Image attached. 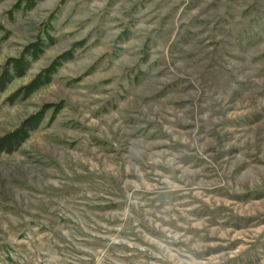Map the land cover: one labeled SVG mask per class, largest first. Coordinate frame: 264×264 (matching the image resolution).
<instances>
[{"label": "rangeland", "instance_id": "rangeland-1", "mask_svg": "<svg viewBox=\"0 0 264 264\" xmlns=\"http://www.w3.org/2000/svg\"><path fill=\"white\" fill-rule=\"evenodd\" d=\"M11 59L0 264H264V0H0Z\"/></svg>", "mask_w": 264, "mask_h": 264}, {"label": "trees", "instance_id": "trees-1", "mask_svg": "<svg viewBox=\"0 0 264 264\" xmlns=\"http://www.w3.org/2000/svg\"><path fill=\"white\" fill-rule=\"evenodd\" d=\"M30 51L32 52L33 48L30 49ZM15 66H16L15 65V60H12V59H11V61H9V62L4 64L2 72L0 73V90H1L2 87H4V84H5L6 80H7V78L9 77L8 76L9 72H11L12 74H16L20 70V68L15 67ZM51 72H47L45 74L44 70L41 71L40 72V76L38 77V80H37V84L40 85L43 80H46L50 76ZM45 77H46V79H45ZM23 124H25V121L21 122V125H23ZM27 127H28V124H26V129H27ZM17 131L21 133L20 136H19L20 139L18 138V140L16 142L15 141H13V142L11 141V143H10V141H8L6 143H5V141L4 142L0 141V145H1L0 146V152H4V151H8L9 152V151H11V150H13V149H15L17 147V145L20 143L19 141H21V139H23L24 136H25V131L23 132L20 129L17 130ZM17 137L18 136L16 135L13 138L16 139Z\"/></svg>", "mask_w": 264, "mask_h": 264}]
</instances>
